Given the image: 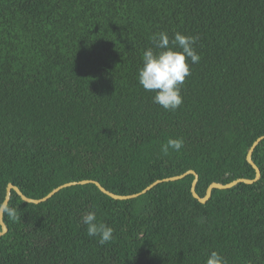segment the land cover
I'll list each match as a JSON object with an SVG mask.
<instances>
[{"label":"trees","instance_id":"1","mask_svg":"<svg viewBox=\"0 0 264 264\" xmlns=\"http://www.w3.org/2000/svg\"><path fill=\"white\" fill-rule=\"evenodd\" d=\"M159 32L198 38L176 111L138 82ZM261 137L264 0H0V209L10 184L36 200L84 180L130 196L189 171L204 198L256 178ZM169 138L184 146L165 155ZM253 160L258 182L206 204L194 175L125 201L94 184L39 205L13 191L0 264H206L212 251L264 264V140ZM88 212L112 242L87 235Z\"/></svg>","mask_w":264,"mask_h":264},{"label":"clouds","instance_id":"2","mask_svg":"<svg viewBox=\"0 0 264 264\" xmlns=\"http://www.w3.org/2000/svg\"><path fill=\"white\" fill-rule=\"evenodd\" d=\"M197 39L176 32L170 40L166 32H159L150 37L157 50L149 47L143 52L142 67L138 69V82L145 91L154 93L153 102L166 111H176L183 104L181 86L185 83L186 77L191 75L190 64L198 63L200 60V55L194 48ZM183 146L182 139L169 138L161 150L167 155L169 149L178 152ZM5 211L10 216L15 215L14 209ZM81 219L86 225L87 235L98 238L100 246L114 240V229L98 221L95 212H88ZM206 264H227V261L217 251H212Z\"/></svg>","mask_w":264,"mask_h":264},{"label":"water","instance_id":"3","mask_svg":"<svg viewBox=\"0 0 264 264\" xmlns=\"http://www.w3.org/2000/svg\"><path fill=\"white\" fill-rule=\"evenodd\" d=\"M264 140V137H261L260 139H258L255 144L253 145V147L251 148V150L249 151L248 153V156H247V161L248 163L253 167V169L255 170L256 172V178L254 180H249V179H239V180H236L230 184H227V185H224V184H220V183H213L207 193H206V196L204 198L200 197L198 195V193L196 192V186L198 184V181H199V175L195 172V171H189L181 176H177V177H172V178H168V179H165V180H161V181H157L155 183H153L151 186H149L148 188H146L144 191H142L141 193H138V194H134V195H130V196H121V195H117V194H114L110 191H108L106 188H104L99 182L97 181H90V180H84V181H81V182H72V183H68V184H65V185H62L58 188H56L55 190H53L48 196H46L45 198L43 199H39V200H36V199H32V198H29L27 197L26 195H24V193L16 186H14L13 184H10L8 186V189H7V195H6V199L0 209V226L2 228V230H0V236H4L6 235L8 232H9V229L5 223V220H4V217H5V209H7V207L9 206L10 204V201L12 199V193L13 191L22 198V200L26 203H29V204H35V205H39V204H43V203H46L48 202L50 199H52L56 194H58L59 192H61L62 190L66 189V188H70V187H74V186H79V185H88V184H94L98 187V189L106 194L107 196L115 199V200H120V201H125V200H129V199H135V198H138L146 193H148L149 191H151L154 187L164 183V182H175V181H179L183 178H185L186 176L188 175H194L195 176V180L192 184V194H193V197L196 198L200 203L202 204H206L208 201L211 200L212 198V194H213V191L214 190H227V189H231V188H234L236 187L237 185L239 184H247V185H252L256 182H258L261 177H262V173H261V170L260 168L255 164L254 160H253V154H254V151L256 150V148L259 146V144Z\"/></svg>","mask_w":264,"mask_h":264}]
</instances>
